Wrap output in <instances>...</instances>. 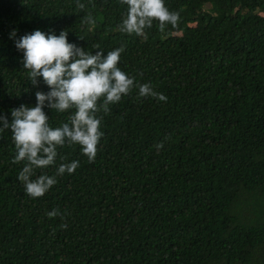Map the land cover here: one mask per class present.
Masks as SVG:
<instances>
[{
  "label": "trees",
  "instance_id": "1",
  "mask_svg": "<svg viewBox=\"0 0 264 264\" xmlns=\"http://www.w3.org/2000/svg\"><path fill=\"white\" fill-rule=\"evenodd\" d=\"M79 3L0 0V116L11 123L12 109L50 91L42 77L32 84L16 47L35 30L67 31L93 55L122 48L120 69L167 100L133 87L98 112L95 161L58 146L32 176L57 183L35 199L11 129L0 131V264H264V0H164L178 25L153 20L144 35L120 31V0ZM43 110L52 128L76 111ZM56 209L63 218L50 219Z\"/></svg>",
  "mask_w": 264,
  "mask_h": 264
},
{
  "label": "clouds",
  "instance_id": "2",
  "mask_svg": "<svg viewBox=\"0 0 264 264\" xmlns=\"http://www.w3.org/2000/svg\"><path fill=\"white\" fill-rule=\"evenodd\" d=\"M128 5L127 17L120 26V31L128 34L144 35V30L159 21L160 29L166 25H178L179 13L170 11L164 0H120ZM77 6H85L77 0ZM87 22L92 23L91 16ZM11 37H15L13 31ZM83 39L82 37H80ZM16 47L23 51L24 68L28 70L33 85H38V77L50 88L44 93L36 92L37 103L34 107L21 105L12 109V122L0 116L4 129H11L17 154L13 163L26 161L18 179L24 183L26 194L32 198L43 197L56 183L55 176L46 174L32 179L35 168H46L54 165L57 147L68 144H79L82 152L94 162L98 152V145L104 133L101 129V119L97 113L110 111L109 105L118 103L123 96L128 95L133 87L139 88L142 97L152 96L160 101L167 97L153 90L150 84L136 85L134 78H130L118 66L122 48L109 51L107 56L103 51L95 55L86 52L68 41V32L59 35L47 34L35 30L16 40ZM96 48H100L99 45ZM103 98V104L98 102ZM60 112L75 108L69 123L52 128L48 124L49 117L44 112L45 106ZM163 145H158L162 147ZM79 167V161L61 164L57 175L65 172L72 174ZM54 218L63 215L58 209L47 213ZM67 227V225H62Z\"/></svg>",
  "mask_w": 264,
  "mask_h": 264
}]
</instances>
